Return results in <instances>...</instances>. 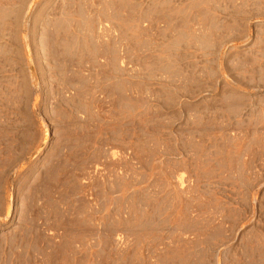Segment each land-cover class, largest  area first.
<instances>
[{"label": "rangeland", "instance_id": "rangeland-1", "mask_svg": "<svg viewBox=\"0 0 264 264\" xmlns=\"http://www.w3.org/2000/svg\"><path fill=\"white\" fill-rule=\"evenodd\" d=\"M0 264H264V0H0Z\"/></svg>", "mask_w": 264, "mask_h": 264}, {"label": "built area", "instance_id": "built-area-1", "mask_svg": "<svg viewBox=\"0 0 264 264\" xmlns=\"http://www.w3.org/2000/svg\"><path fill=\"white\" fill-rule=\"evenodd\" d=\"M97 34L99 36L100 39L102 40H105V41H108V40H113V41H118V38H119V34H118V31L117 29L115 28L114 25H112L111 23L109 22H106V21H100L98 23V26H97ZM120 64L122 67H126V68H129L130 67V64L127 63V57L125 55V53L123 52V50H120ZM122 236H117V239L121 242L123 239Z\"/></svg>", "mask_w": 264, "mask_h": 264}, {"label": "bare ground", "instance_id": "bare-ground-1", "mask_svg": "<svg viewBox=\"0 0 264 264\" xmlns=\"http://www.w3.org/2000/svg\"><path fill=\"white\" fill-rule=\"evenodd\" d=\"M9 215V210H7V212H6V216H8Z\"/></svg>", "mask_w": 264, "mask_h": 264}]
</instances>
